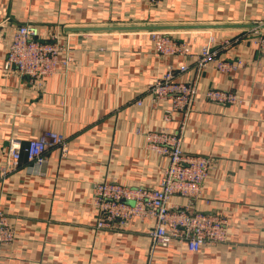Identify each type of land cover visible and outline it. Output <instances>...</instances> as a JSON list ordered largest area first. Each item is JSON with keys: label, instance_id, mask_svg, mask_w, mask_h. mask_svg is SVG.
Instances as JSON below:
<instances>
[{"label": "crops", "instance_id": "1", "mask_svg": "<svg viewBox=\"0 0 264 264\" xmlns=\"http://www.w3.org/2000/svg\"><path fill=\"white\" fill-rule=\"evenodd\" d=\"M264 24V0H0V208L16 231L0 244V264H264V52L246 32ZM36 26L41 37L64 45L69 66L38 87L4 68L15 30ZM234 25L161 30L188 44L190 55H160L153 29L89 30L106 26ZM264 29V28H263ZM225 59L243 61L225 73L202 71L203 45ZM188 65L178 80L193 81L192 109L151 102L149 86L171 67ZM210 88L231 90L236 104L205 97ZM140 101V103H138ZM45 131L62 133L42 164L11 166V146H27ZM147 131L178 132L186 153L211 158L198 199L172 195V205L220 213L228 239L190 251L184 244L153 243L154 221L134 218L124 228H99L93 203L96 182L155 188L168 157L148 147Z\"/></svg>", "mask_w": 264, "mask_h": 264}, {"label": "built area", "instance_id": "2", "mask_svg": "<svg viewBox=\"0 0 264 264\" xmlns=\"http://www.w3.org/2000/svg\"><path fill=\"white\" fill-rule=\"evenodd\" d=\"M157 2L159 0H150ZM263 24V23H260ZM249 40L264 52V29L256 26L246 32ZM154 49L160 55H190L187 43L178 41L168 32L154 30L150 32ZM236 39H223L218 48L210 43L202 46L195 60V68L202 71L210 66L218 71L230 73L243 64L241 59L231 60L220 56V51L228 48ZM67 49L64 45L41 37L36 26L20 25L12 36L4 64L6 71H17L41 87L45 79L61 68L69 66L71 58H61ZM188 65L171 67L158 77L150 86L152 104L162 99L171 101V109L166 111L165 120L171 119L173 111H183L186 116L194 105L197 86L193 81L178 80ZM205 97L223 104H236L240 96L231 90L210 88ZM140 103V101H138ZM148 147L168 157V165L163 171L159 184L155 188L131 187L117 182L99 181L93 185V203L101 212L97 226L99 228H124L134 218H149L154 221L150 231L153 243L169 247L172 244H184L190 251H198L205 245L227 241L226 218L218 213L193 211L192 205L180 207L171 204L175 194L194 200L202 193V187L209 175L211 158L186 153L182 149V135L178 132L147 131ZM67 138L55 131H45L37 139L30 140L24 148L11 146L10 162L7 171L16 169L25 153L30 162L42 164L46 152L53 147L65 149ZM16 231L0 208V244L12 243Z\"/></svg>", "mask_w": 264, "mask_h": 264}, {"label": "water", "instance_id": "3", "mask_svg": "<svg viewBox=\"0 0 264 264\" xmlns=\"http://www.w3.org/2000/svg\"><path fill=\"white\" fill-rule=\"evenodd\" d=\"M234 25H219V24H202V25H147V26H106V27H89L83 29L89 30H135V29H150V30H173V29H189V28H222L233 27ZM237 26L264 28V24H242Z\"/></svg>", "mask_w": 264, "mask_h": 264}]
</instances>
